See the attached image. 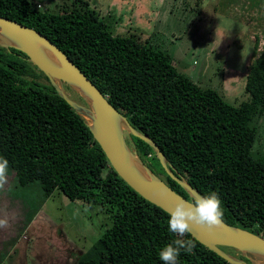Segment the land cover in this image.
I'll return each mask as SVG.
<instances>
[{"label":"trees","instance_id":"1","mask_svg":"<svg viewBox=\"0 0 264 264\" xmlns=\"http://www.w3.org/2000/svg\"><path fill=\"white\" fill-rule=\"evenodd\" d=\"M69 1L52 11L36 0H0V17L60 48L200 195L218 194L227 224L264 238V155L252 154L258 134L253 122L264 115V47L247 76L249 100L234 106L180 72L139 32L114 29L115 22L87 0ZM35 69L22 52L0 47V157L9 161L21 187L40 188L44 199L58 190L72 202L112 210V224L77 264H164L159 251L177 238L168 230L169 215L118 176L87 120L42 72L49 85L36 82ZM72 99L86 105L80 97ZM131 138L144 161L157 160L149 168L159 177L161 171L167 185L189 200L154 150ZM184 239L195 247L190 254L181 250L178 264H229L190 234Z\"/></svg>","mask_w":264,"mask_h":264},{"label":"rangeland","instance_id":"2","mask_svg":"<svg viewBox=\"0 0 264 264\" xmlns=\"http://www.w3.org/2000/svg\"><path fill=\"white\" fill-rule=\"evenodd\" d=\"M36 1L42 10L53 11L64 0ZM87 1L102 18L115 22L114 29H130L147 38L202 88L215 89L234 106L249 100L247 76L264 47V1L261 5V0ZM34 72L38 78L30 81L49 85L38 69ZM66 92L81 98L71 88ZM253 124L258 134L252 154L258 157L264 155V115ZM125 137L133 142L128 134ZM145 161L151 168L157 163ZM158 174L165 179L161 171ZM0 220L7 221L0 228V264H77L112 224V210L72 202L58 190L44 199L40 188L21 187L9 170L8 183L0 190Z\"/></svg>","mask_w":264,"mask_h":264},{"label":"water","instance_id":"3","mask_svg":"<svg viewBox=\"0 0 264 264\" xmlns=\"http://www.w3.org/2000/svg\"><path fill=\"white\" fill-rule=\"evenodd\" d=\"M0 47L22 52L28 57V61L45 75L59 97L87 120V125L110 166L144 200L168 214L177 200L187 199L145 165L137 150L128 145L125 134L149 145L166 174L190 198L193 193H198L169 163L157 143L133 128L128 119L110 104L71 59L46 37L34 29L0 17ZM65 85L75 90L88 107L72 99L67 94ZM190 235L229 264H264V238L231 226L224 220L222 226L213 232L193 226ZM223 248L235 250L250 263L224 251ZM250 256L257 260L251 259Z\"/></svg>","mask_w":264,"mask_h":264},{"label":"clouds","instance_id":"4","mask_svg":"<svg viewBox=\"0 0 264 264\" xmlns=\"http://www.w3.org/2000/svg\"><path fill=\"white\" fill-rule=\"evenodd\" d=\"M8 177L9 161L0 157V190L5 188ZM221 204L215 192L208 195L193 193L189 200H177L169 211L167 220L169 232L175 234L177 238L159 251L160 260L164 264H178L181 250L192 253L195 243L192 239H184V237L192 232L193 226H199L209 232L221 227L224 215ZM6 226L7 221L0 220V228Z\"/></svg>","mask_w":264,"mask_h":264},{"label":"flooded vegetation","instance_id":"5","mask_svg":"<svg viewBox=\"0 0 264 264\" xmlns=\"http://www.w3.org/2000/svg\"><path fill=\"white\" fill-rule=\"evenodd\" d=\"M65 87H66V85H65ZM66 90H67V88H66ZM76 101V100H75ZM78 102V101H77ZM79 103V102H78ZM126 141H127V143H128V145L131 147V149L133 148V149H135V145H132L133 144V142L131 141H128L127 140V138H126ZM137 150V149H136ZM137 152H138V150H137ZM138 154H139V156L141 157V155H140V153L138 152ZM142 159V161L146 164V161H144L143 160V158H141ZM170 163V162H169ZM148 167H149V165H148ZM234 256H237V257H239V258H241V259H244V260H246L248 263H250V261H248L246 258H244V257H242L240 254L239 255H234ZM251 264V263H250Z\"/></svg>","mask_w":264,"mask_h":264}]
</instances>
